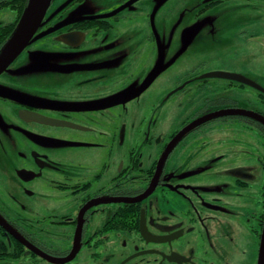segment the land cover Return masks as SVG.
<instances>
[{
	"label": "flooded vegetation",
	"instance_id": "obj_1",
	"mask_svg": "<svg viewBox=\"0 0 264 264\" xmlns=\"http://www.w3.org/2000/svg\"><path fill=\"white\" fill-rule=\"evenodd\" d=\"M57 1L0 71V264H259L264 146L234 132L264 143V0ZM23 14L0 0V56ZM166 112L181 114L167 135ZM204 125L232 142L197 146Z\"/></svg>",
	"mask_w": 264,
	"mask_h": 264
},
{
	"label": "rangeland",
	"instance_id": "obj_2",
	"mask_svg": "<svg viewBox=\"0 0 264 264\" xmlns=\"http://www.w3.org/2000/svg\"><path fill=\"white\" fill-rule=\"evenodd\" d=\"M56 3H58L57 0H56ZM3 14L5 15V18H7V21L13 19V15L14 14L11 11L10 12L8 11L7 13L3 12ZM201 49H202L201 46H199L195 50H193L192 52L195 55H197V54L199 55V52H200ZM198 55L195 56V57H198ZM134 62H135L134 59L133 60H129L127 62L128 65H122V66H119V67H120V69H124V70H127V71H131V70H134L135 69V67H134L135 66V63ZM222 62H223L222 60H218L217 57H216V61H215V64H214L213 68L214 69L231 68V67H228V65H226V64H224ZM119 65H121V63H119ZM119 67H116V70H118ZM63 79H64L63 77L53 78L52 81H54V82H62ZM117 79H118L117 82H113L115 84V87H120V86H123V85H131L132 86L131 78L128 81H126V82H122L120 80V77L119 76H117ZM45 81H48V79H46V78L45 79H43V78L38 79V82L39 83L45 82ZM218 81L219 80L215 79V84H219ZM175 84H176V82L173 83V84H171L169 86V89L173 85H175ZM212 93H215V92H213V90L211 91V90H209L207 88H205V90H200V91H198V93H196V95H193V97L186 102V104L184 105V107L185 108H189V109L195 108V107H200L201 108V106H203L202 103L205 100L204 98L205 97L207 98L208 96H211ZM52 97H56L55 96V93L52 94ZM172 101H175V100H172ZM167 109L170 111L171 110V107L169 106ZM180 118H181V114H179V115L175 114V119L173 121L172 120V114H171V112H166V113L160 114L158 116V118H157V124H158V127L160 129L166 130V134L165 135H167V134L172 133L174 131V129L179 125L178 122H179ZM205 129H206V132H203L202 133V130H205ZM226 131L227 132L214 131L213 134H211V136L208 138V136H207V127H206V125H204V126L199 127V128L196 129V131L192 134L191 139H193L194 142H196L195 144L197 146L200 145L202 143V141H206V139H208V142H210L212 140V137L215 139V142H217L218 144L221 143V142H225V140H226V142H232L228 138H230L231 135L232 136L234 135L233 134L234 129H231V127L230 128L228 127L226 129ZM234 133L236 134L235 135L236 137H240L241 136L242 137V140L244 142H246L248 146L249 145H257V146H261L262 145V146H264V143L263 142H258V139L256 140V142H254V138H251L252 135L248 134V132H246V130L241 129V132L240 131H236ZM200 135H204L206 137L205 138H197V136H200ZM224 148L225 147H223L222 149H224ZM254 150L250 149L248 151L239 152L237 154V156H233L232 155L231 158L221 160L220 165H221V167H226V166H230L231 167V166H234V165H237V164H244V163H248V162L254 163L255 162V160H254L255 159V155H257L256 154V151H254ZM217 151H218V149L211 150L209 152V154H208L207 153V148H205L204 150L196 151L194 157L196 156L199 160H201V162L204 161V164L203 165L206 167L207 166L208 158L211 157V154L212 153H216ZM262 153H263V151H260V152H258V155L259 154H262ZM194 160H195V158H194ZM196 162L199 163L200 161H196Z\"/></svg>",
	"mask_w": 264,
	"mask_h": 264
},
{
	"label": "water",
	"instance_id": "obj_3",
	"mask_svg": "<svg viewBox=\"0 0 264 264\" xmlns=\"http://www.w3.org/2000/svg\"><path fill=\"white\" fill-rule=\"evenodd\" d=\"M51 0H29L26 10L22 16V20L17 27L16 31L6 44L4 52L0 56V71L6 69L12 61L24 50L28 45L31 38L35 35L40 23L42 22L43 17L45 16ZM212 76H229L235 77L234 74L226 72H214L209 74ZM237 79V78H236ZM238 110H221L216 111L212 116H220L227 113H232ZM210 116H206L197 121L192 122L188 127L183 131H180L177 136L174 137L173 142H171L165 154H168L175 143L192 127L200 123L201 121L207 120ZM54 123H61L59 121H54ZM259 264H264V234L262 239V248Z\"/></svg>",
	"mask_w": 264,
	"mask_h": 264
},
{
	"label": "trees",
	"instance_id": "obj_4",
	"mask_svg": "<svg viewBox=\"0 0 264 264\" xmlns=\"http://www.w3.org/2000/svg\"><path fill=\"white\" fill-rule=\"evenodd\" d=\"M29 0H19V7L24 12Z\"/></svg>",
	"mask_w": 264,
	"mask_h": 264
}]
</instances>
